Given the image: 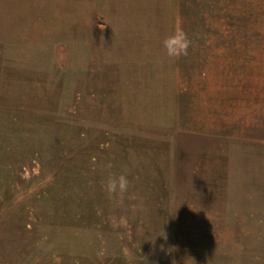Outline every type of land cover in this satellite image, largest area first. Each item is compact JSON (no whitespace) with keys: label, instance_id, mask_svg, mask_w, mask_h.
Here are the masks:
<instances>
[{"label":"rangeland","instance_id":"obj_1","mask_svg":"<svg viewBox=\"0 0 264 264\" xmlns=\"http://www.w3.org/2000/svg\"><path fill=\"white\" fill-rule=\"evenodd\" d=\"M0 264H264V0H0Z\"/></svg>","mask_w":264,"mask_h":264},{"label":"clouds","instance_id":"obj_2","mask_svg":"<svg viewBox=\"0 0 264 264\" xmlns=\"http://www.w3.org/2000/svg\"><path fill=\"white\" fill-rule=\"evenodd\" d=\"M162 43L167 55L170 57H176L186 53L190 41L186 33L177 28L171 34L165 36ZM128 183L127 176L121 173L119 175H109L106 186L109 191H125L128 187Z\"/></svg>","mask_w":264,"mask_h":264}]
</instances>
